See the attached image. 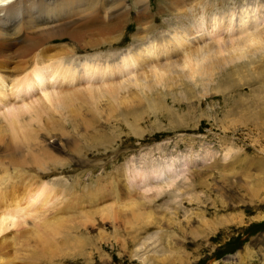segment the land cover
<instances>
[{
  "label": "rangeland",
  "instance_id": "rangeland-1",
  "mask_svg": "<svg viewBox=\"0 0 264 264\" xmlns=\"http://www.w3.org/2000/svg\"><path fill=\"white\" fill-rule=\"evenodd\" d=\"M51 8L35 25L21 24L16 42L0 36V74L7 83L30 77L34 67L54 60L62 59L72 69L86 60L104 63L136 55L144 46L171 42L174 34L189 37L191 32L180 28L182 20L201 15L207 28L210 23L212 29L219 28L217 35L196 38L168 58L158 56L150 66L137 62L136 79L152 76L154 65L181 69L177 65L187 50L215 51L220 42L230 40L227 45L233 46L235 38V43L251 47L254 36L261 43L251 47L252 63L239 62L210 82L170 84L152 96L131 89L121 93L119 110L97 99L79 111L71 118L73 126L66 124L55 137L50 152L58 161L57 171L45 181L81 185L83 190L73 189L64 198L72 205L67 214L54 217L65 222L55 237L46 238V222L36 219L20 225L25 234H6L0 264H46L43 259L26 263L23 257L55 250L49 264H264V240L259 243L264 239V0H94L82 8L58 2ZM242 10L248 13L241 23L236 18ZM228 11L236 15L232 22L213 24L229 20ZM153 40L158 41L150 44ZM167 49L171 52L172 46ZM226 52L222 57L243 53L230 46ZM80 84L73 91L82 92ZM29 92L27 102L39 96ZM43 137L46 145L53 136ZM35 156L36 165L17 163L13 170L51 161ZM4 166L12 168L8 161ZM171 178L174 186L154 193ZM146 188L151 192L144 193ZM107 211L115 220L103 218ZM76 234L84 237L82 249L73 241Z\"/></svg>",
  "mask_w": 264,
  "mask_h": 264
},
{
  "label": "bare ground",
  "instance_id": "bare-ground-1",
  "mask_svg": "<svg viewBox=\"0 0 264 264\" xmlns=\"http://www.w3.org/2000/svg\"><path fill=\"white\" fill-rule=\"evenodd\" d=\"M91 1L94 0H0V36L6 40L10 38L9 40L12 39L16 42L17 39H20L16 31L21 28V24L29 26L35 25L36 18L41 15L48 16V10L52 9L51 5H55L56 2L64 4V6L72 4L82 8ZM103 1L108 3L117 1L119 4L124 2V0ZM83 10L84 9H82V11ZM105 10H107V8ZM192 12L193 11H191V13ZM247 13L246 10H242L240 15L236 18V15L228 11L227 15L230 16L229 20L226 19L225 22H221L216 19L213 24L221 25L230 23L233 21V16L236 19H240L242 23L241 19L244 20V18L247 17ZM52 14L53 13H51V15ZM206 21L207 18L204 15L197 16V18H193V20L184 19L180 24V28H184L186 32H196L194 36L192 35V38H190L191 33H188L189 37L186 36V33L182 35L174 34L171 42L155 43L148 47L144 46L142 52L136 55L127 54L122 58L105 59L103 60L104 63L86 60L81 64L75 65L72 69L67 63H64L62 59L57 61L54 60L52 63L48 62L47 65L43 64L41 67H34L30 72V77L23 75L15 79L12 84L7 83V77L0 74V254H2L3 249H6L7 246V243H5L6 241H4L6 234L12 230H17L18 234L20 232L21 234H25V229L20 228L22 227L20 225L25 224L29 219H36L38 221L43 220L46 222L43 224L46 238L55 237L60 227L64 226V220L54 217L64 213L67 214L70 211L69 205L72 204H70L68 200H64V198H66L73 189L82 188L81 190H83L84 186L77 185L70 188V186L67 187L65 182L49 184L45 179L50 176L51 172L57 171L56 167L58 161L50 152L53 149L55 137L62 135L61 130L66 124L73 126L72 123L74 120L71 118L74 116L77 117L79 111H84L83 108L89 107V105L93 104L97 99L99 101L103 99L110 101L112 108H114L113 110H119L116 105L118 104L117 102H119L118 100L121 97V93L126 94L131 89L141 92L145 91L146 93L149 92L152 96L155 95L159 88L163 86L166 87L170 84L173 87L175 84H179V86H181L182 83L187 85L190 81L195 83L197 81L210 82L213 75L224 73L227 68L234 70L233 68L237 67V63L242 61L250 62L252 60L248 57L251 55V47H253L255 43H261L257 36H254L252 39L250 38V40L248 39L251 43L253 42L251 47L249 44V46L244 48L243 46L246 44L244 40V44H242V41L239 39L240 42L237 41L238 43H235L236 38L234 44H232L233 46H231V43L229 44L231 51L236 53L238 51V54H241V51H243L242 55L236 56L237 58L233 57L232 54H230L231 57L229 55L222 57V52L225 53L228 50L229 46L227 44L230 42L229 40L226 44L220 42L218 46L220 49L215 51L208 50L207 48L209 47L199 51L200 53L198 51L187 50L182 56L183 61L180 65H177V68L178 66L182 67L179 70L175 68L176 65H173L174 67L172 65L166 66L165 63L163 68L161 67L158 69L153 64L154 66H152V69L156 72H151L152 76L148 73V79H145V74L143 77L145 80L136 79V73L134 72L137 67V62L150 66L153 60L157 59L158 56L160 57L162 55L164 58H168L172 52L177 50L181 51L185 45L196 38L217 35L220 31L219 28L215 30L214 28L212 29L211 23L207 28ZM254 21L253 23L255 24ZM254 24H252V26ZM250 25L251 23L249 26ZM187 26L190 27L189 30ZM208 29L210 30L207 31ZM238 31L239 30H235V32ZM231 32H233V28L227 30L226 33L231 35ZM242 37H244V35ZM157 41L158 40H153L150 44ZM18 43L15 45H18ZM170 46H172L171 52L167 49ZM254 46H257V44ZM248 49L250 51H248ZM257 50L259 49L257 48ZM236 53H233L234 56ZM141 54H143V57ZM217 55H220V57ZM116 59L119 61L114 63ZM55 66L57 67L56 70H54ZM66 66H69V68H66ZM123 75H125L124 78ZM226 75L229 76L228 73ZM132 77H134V81L131 84L129 83V78ZM30 79L34 81L31 82L29 81ZM59 79L60 81H58ZM113 79L119 80L114 82ZM74 82L78 84L81 82L83 83L82 85L80 84L83 89L82 92H80L81 89L73 91L75 88H79L77 87L78 84L76 86ZM19 86L25 87V89H23L24 91H21L20 89L22 88H19ZM29 91L35 93L37 91L38 94H36L39 96L34 99L31 98L32 100L27 102L25 98L26 96H30ZM78 99L79 104L76 102ZM87 101H89L88 104L85 103ZM52 114H58L59 118L55 120L51 117L53 116ZM47 128L48 130L45 131ZM52 132H55V134L51 135ZM44 134L47 137L53 136L51 137V141L47 140L48 143H46V145L43 142V140L46 139L43 137ZM37 138L39 140H36ZM35 155L43 156L51 161L47 163L48 166L41 165L37 166V168L26 167L22 170H18L16 167L13 170L14 166L12 165L17 163L21 166H23L22 164L36 165L37 159ZM6 161L9 162L12 168L4 166ZM62 172L68 174L70 171L64 169ZM174 178L170 180L166 179L167 182L165 181L159 187L157 186L154 193L157 194V191L161 190L163 186L166 188L171 187L174 183ZM151 189L146 188L144 193H150ZM39 207H41L42 210L36 212ZM103 218H114L113 220H115V215L112 214L111 211H107L104 213ZM78 228V231L83 229L82 225H79ZM74 233H77V227H75ZM97 233L98 232H96V234ZM72 238L79 249L84 247L85 241L82 235L76 234V236H72ZM93 239L97 242L99 233L98 236ZM263 240L264 239L259 240V243L260 241L263 242ZM36 241L37 240L34 242ZM54 252L49 251L47 255H42L41 253L44 252L39 253L38 251H33L23 257V262H34L35 260L43 259L46 264H49L54 254H57V250ZM60 260L64 261V257ZM140 261L144 262V259H140Z\"/></svg>",
  "mask_w": 264,
  "mask_h": 264
}]
</instances>
